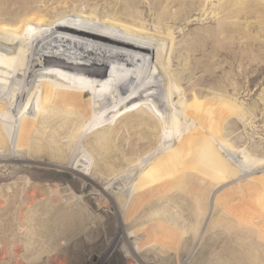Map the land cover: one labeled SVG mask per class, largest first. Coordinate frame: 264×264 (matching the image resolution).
<instances>
[{"label":"rangeland","instance_id":"1","mask_svg":"<svg viewBox=\"0 0 264 264\" xmlns=\"http://www.w3.org/2000/svg\"><path fill=\"white\" fill-rule=\"evenodd\" d=\"M90 2L48 0L47 3V0H29L28 4L31 10L39 13L36 15L39 22L49 19L53 14H56L53 17L59 16L66 10L79 12L78 9H85L89 4L85 17L106 19L111 14L108 8L113 5L120 7L121 12H125L136 23L147 25L149 30L144 38L147 52L142 56L143 63L148 65L158 59L164 61L160 64L161 68L174 72L170 70L177 81V89L182 92V95L177 93L179 96L172 94V101L183 107L184 102L187 105L181 114H176L184 125L182 133L177 132L178 136H183L177 142L183 150L179 155L176 154L174 161L173 152L169 151L172 147L169 145L173 144L171 140L128 155L96 154L84 150L72 154H1L0 264H81V248L77 246L68 250L67 257V253L50 254L52 259L48 263L43 258L35 262L33 258L36 249H26V245L33 239L37 242L38 250L41 242L46 239L42 236L44 231H58L65 227L68 223L65 215L70 212L75 216L71 227L79 228L76 219L81 217V203L87 204L93 213L103 218L99 225L106 231L105 240L113 241L109 248H104L107 242H104L103 247H98L95 251L102 252L97 254L98 257L94 256L89 264H101L102 259L105 260L103 264H208V252L202 248V244L207 237L204 235V226H207L208 217H205L211 211L212 203L222 206L225 203L234 204L238 201V194H243L246 186L253 183L259 186L255 196L264 198V0ZM98 4H102L103 9L97 8ZM96 8L100 10L98 14L95 13ZM164 87L172 92L170 85L165 83ZM160 112L157 110L154 113L161 119L162 133L168 135V132L174 130L175 116L171 113L167 116L168 120H164L166 114ZM230 157L233 158L230 160ZM78 163L80 170L76 168ZM93 163L105 164L107 168L104 166L102 174L98 168L92 170ZM158 163H163L158 167L160 174L149 179L158 178L167 183L165 187H169L165 192L168 194L160 198L163 203L169 200L168 205L172 211L179 214H175L178 220L190 222L188 209L184 206L188 201L184 198H189L193 205L196 200L192 196H184L187 195L185 190L171 189L170 183H176L178 188L192 185L198 195H208L211 199L209 206L201 212L203 215L200 214L201 229L197 230L199 240L196 238L191 253L190 249L183 250L171 245H153L147 250L143 249L144 246L135 248L139 244L130 238L132 241L129 240V244L132 247L128 246V261H123L124 240L117 239L120 235L117 230L121 231L123 225L116 216L114 197L103 191L104 182L111 179L117 182L134 181L135 178L142 180L148 177V169L152 170ZM81 168L89 174L81 173ZM203 186L212 193L207 190L204 192ZM215 186L219 190L213 193ZM246 198H250V195ZM145 201L148 202L147 199ZM193 235L191 238H194ZM93 252L94 249L86 251L87 254ZM108 258L111 259L107 262Z\"/></svg>","mask_w":264,"mask_h":264},{"label":"bare ground","instance_id":"2","mask_svg":"<svg viewBox=\"0 0 264 264\" xmlns=\"http://www.w3.org/2000/svg\"><path fill=\"white\" fill-rule=\"evenodd\" d=\"M9 1L0 0V155L72 154L79 150L128 155L171 140L173 144L169 145L172 146L169 151L173 152L175 160L183 150L177 145L183 136H178L177 132L184 129L176 114H181L187 105L184 102L183 107L172 101L171 95H178L180 91L173 71L161 68L164 61L143 63L142 56L147 52L144 45L149 30L147 25L136 23L121 12L120 7L113 5L109 6L111 14L106 19L85 17L89 4L85 9H78L79 12L70 9L56 17L53 14V18L46 16L49 19L39 22L36 17L39 13L31 10L29 0ZM98 1L91 0L90 3ZM101 5L97 8L103 9ZM97 8L96 14L100 12ZM165 83L170 85L172 92L165 89ZM155 110L166 114L164 120H168L171 113L175 116L174 130L168 135L162 133V122ZM88 129L93 130L89 132ZM77 165L80 170L79 163ZM92 166V170L98 168L102 174L106 167L96 163ZM155 168H149L148 177L142 180L117 182L109 178L104 182L103 191L114 197L116 216L123 225L121 231L117 230L120 234L117 239L124 240L125 245L123 261L127 260L128 246L132 247L130 238L139 244L135 248L144 246L147 250L153 245H171L190 249L191 253L194 251L197 230L201 227V212L209 206L211 199L207 194L205 197L198 195L192 185L178 188L176 183H168L171 189L185 190L187 195L184 196L196 200L193 205L189 198H184L189 202L184 206L188 209L190 222L183 223L168 205L169 200L163 203L160 198L168 194L165 192L169 187H165L167 183L158 178L149 179L160 174V169ZM83 169L81 173L89 174ZM202 189L210 191L204 186ZM218 190L215 186L213 193ZM258 192L256 183L248 184L245 192L238 194L236 203H225L224 206L212 203L213 207L205 217H208L207 226L203 225L207 237L202 248L208 252V264H264V198L256 197ZM247 195L250 198H246ZM68 214L65 215L68 219L65 227L44 231L42 236L46 239L38 250L33 239L26 245L27 250L36 249L35 262L43 258L48 263L52 259L50 254L64 255L77 246L81 248V264H89L102 252L95 250L103 247L104 242H107L105 249L110 247L113 241L105 240L106 231L99 225L103 218L93 213L87 204L81 203V217L76 219L79 228L71 227L75 216L71 212ZM192 233L194 238H191ZM89 249L94 252L87 254ZM102 260L101 264L105 262Z\"/></svg>","mask_w":264,"mask_h":264}]
</instances>
